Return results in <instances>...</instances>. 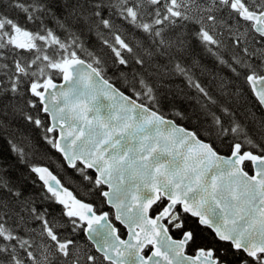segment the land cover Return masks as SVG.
<instances>
[{
  "label": "snow or ice",
  "instance_id": "6c2138e0",
  "mask_svg": "<svg viewBox=\"0 0 264 264\" xmlns=\"http://www.w3.org/2000/svg\"><path fill=\"white\" fill-rule=\"evenodd\" d=\"M0 264H264V0H0Z\"/></svg>",
  "mask_w": 264,
  "mask_h": 264
}]
</instances>
